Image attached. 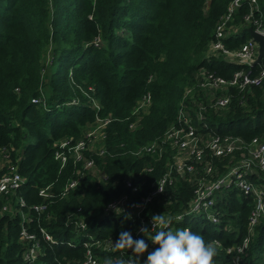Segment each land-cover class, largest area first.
Instances as JSON below:
<instances>
[{"label": "trees", "instance_id": "1", "mask_svg": "<svg viewBox=\"0 0 264 264\" xmlns=\"http://www.w3.org/2000/svg\"><path fill=\"white\" fill-rule=\"evenodd\" d=\"M232 1L0 0V177L15 167L24 181L15 193L0 197V264H82L85 244L115 243L122 231L137 239L139 217L105 208L123 196L137 200L154 191L169 170L172 152L165 147L161 156L135 153L159 141L183 107L197 133L238 138L242 148L222 159L209 158L211 175L201 163L191 175L173 178L142 217L163 214L170 222L168 231L188 229L215 247L214 264H234L235 252L226 251L249 234L253 196L232 181L212 194L207 213L187 215L199 180L218 179L240 154L248 157L253 139L264 140V80L242 91L236 86L217 89L214 97L229 98L224 108L210 107L206 89L200 87V69L229 80L238 71L253 75L264 68V55L250 67L205 57ZM254 7L242 0L234 11L233 28L222 39L226 50L238 51L251 39L245 29L257 28L252 21H259L264 31V0ZM249 14L252 21L246 24ZM146 95L149 108L135 114ZM98 121H107L104 153L84 151L80 161L60 169L55 143L69 140L72 146L85 140V132ZM88 160L91 168L84 167ZM242 177L264 191L263 171L253 168ZM75 179L77 186L66 190ZM42 205V212L31 209ZM23 230L40 247L33 262L23 259ZM155 233L141 236L149 251L156 247L151 243ZM91 249L107 264L124 251ZM146 259L147 253L141 264ZM241 263L264 264V218L253 228Z\"/></svg>", "mask_w": 264, "mask_h": 264}, {"label": "built area", "instance_id": "2", "mask_svg": "<svg viewBox=\"0 0 264 264\" xmlns=\"http://www.w3.org/2000/svg\"><path fill=\"white\" fill-rule=\"evenodd\" d=\"M242 0L232 1L227 9L226 15L222 18L220 24L216 28L215 40L209 45L208 50L205 54L206 58L209 57H223L227 61L236 62L237 64L244 66H252L258 55V45L252 39L247 40L238 51H228L224 48L222 39L225 36L227 30L233 28L232 25H229L233 13L236 8L239 6ZM249 3L254 7L257 0H248ZM256 8V7H254ZM252 11V10H251ZM252 14H249L244 18L246 24L251 23ZM257 28V32L264 35V31L260 29L259 21H252ZM200 76V87L206 89L209 100L212 104L210 107L215 108H224L229 102L227 96L214 97L215 92L219 88H224L228 86H236L241 91L249 86H258L264 80V68H262L258 73L251 74V72L238 71L232 78L229 80H224L214 76L213 74L207 72L205 69L199 70ZM190 94V90L186 91V95ZM38 100H32V103H38ZM150 106V97L149 95L144 96L137 104V109L135 114L139 112H145ZM185 107L181 108L177 116V123L171 126L162 136L159 141H154L148 145L140 148L135 156L139 157L144 154L150 156H161L165 152V147L169 148L172 152V163L169 165V170L163 176V178L158 182L154 191L146 196L137 200H130L128 197L123 196L118 200L111 201L107 204L105 211L106 212H121L127 211L136 217L140 218V224L138 231L136 233V238L141 239V236L146 233H154L160 230H163V226L157 225L153 228L152 218L144 219L142 215L146 211L150 203L156 198L157 195L161 194L164 191V187L167 183L171 184L173 178L183 179L187 175H191L195 170L196 164L204 163L203 171L207 175H211L212 164L209 161V158L222 159L227 156L233 155V152L240 150L242 147L240 145V140L231 136H220V135H211L204 134L201 135L197 133L196 128L191 123V117L188 112L183 110ZM200 110H204L203 107H199ZM200 119L202 116L199 117ZM107 121H98V123L89 131L85 132V140L78 141L74 145H70L69 140H61L55 143V146L59 150L55 153L56 160L60 161V169L69 162L76 163L83 158V152H95L99 155L104 153L103 148L97 151H94L92 148V143L95 139H99V142L102 143L103 147V129L106 126ZM61 150V151H60ZM248 157L241 155V159L237 162L236 165L230 167L224 175L220 176L214 181H203L199 180V187L196 191V196L194 200L189 204L187 215L198 214L200 212L207 213L208 207L212 204L211 196L212 194L219 189L220 186L227 184L229 182H234L244 193L253 196V209L249 218V234L253 232V228L256 224L259 223L261 219L264 218V191L261 190L256 185H253L245 180H243L242 173L244 171H252L253 168H258L260 171L264 172V140L253 139L248 149ZM93 166V161L88 160L84 163L85 168H91ZM234 176V178H232ZM23 179L17 173L15 167H12L9 171L4 173L0 177V197L7 194L15 193L23 183ZM78 179L69 180L67 182L66 190L73 189L77 186ZM229 185V184H227ZM128 187H132L130 182L127 183ZM132 192L136 193L137 188H132ZM41 196L46 197V191L41 190L39 193ZM20 206H23V202H19ZM33 209L36 213L42 212L45 209V206H34ZM6 210V207L3 208ZM176 218L179 220L180 217ZM208 219L212 222L215 220L209 215ZM82 228V221L80 222ZM141 226H146L149 231L146 233H141L139 229ZM245 238L243 243L237 248L228 249L226 252L231 254L235 252L234 264L241 263V255L244 254L249 240L250 235ZM20 240L26 243L27 248L23 253V259L25 261L33 262L37 259L38 253L40 251L39 244L35 242L34 235H28L26 231H22ZM50 237L46 236V239L49 240ZM113 241L106 240L101 242L96 240L91 244H85L86 252L82 264H99L100 258L92 251V247L95 249H100L101 252L111 253L116 251ZM124 251H119L120 258H123L126 255L131 258L132 254L126 249ZM125 260H127L125 258Z\"/></svg>", "mask_w": 264, "mask_h": 264}, {"label": "clouds", "instance_id": "3", "mask_svg": "<svg viewBox=\"0 0 264 264\" xmlns=\"http://www.w3.org/2000/svg\"><path fill=\"white\" fill-rule=\"evenodd\" d=\"M169 223L163 214L152 216L153 228L163 226V230L151 238V243L156 246L152 251H149L145 239H134L130 232L122 231L113 245L117 249L128 250L132 256L127 260L118 258L114 264H141L145 253L147 259L144 264H214L217 250L206 243L202 235L188 229L168 231ZM139 231L144 234L149 229L141 226Z\"/></svg>", "mask_w": 264, "mask_h": 264}, {"label": "water", "instance_id": "4", "mask_svg": "<svg viewBox=\"0 0 264 264\" xmlns=\"http://www.w3.org/2000/svg\"><path fill=\"white\" fill-rule=\"evenodd\" d=\"M245 31L248 33L249 37L258 45V55L254 64H260L261 58L264 55V35L257 32L256 30H253L251 27H248L247 29H245Z\"/></svg>", "mask_w": 264, "mask_h": 264}, {"label": "rangeland", "instance_id": "5", "mask_svg": "<svg viewBox=\"0 0 264 264\" xmlns=\"http://www.w3.org/2000/svg\"><path fill=\"white\" fill-rule=\"evenodd\" d=\"M92 148H93L94 151H97L99 149H102V143L99 142V139H95L94 140V142L92 143ZM99 264H107V261L105 262L103 260H100Z\"/></svg>", "mask_w": 264, "mask_h": 264}]
</instances>
